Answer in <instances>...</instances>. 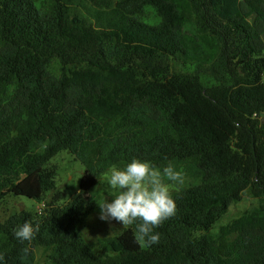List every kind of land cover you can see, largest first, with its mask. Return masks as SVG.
I'll use <instances>...</instances> for the list:
<instances>
[{
    "label": "trees",
    "instance_id": "trees-1",
    "mask_svg": "<svg viewBox=\"0 0 264 264\" xmlns=\"http://www.w3.org/2000/svg\"><path fill=\"white\" fill-rule=\"evenodd\" d=\"M263 34L264 0H0V200L44 204L0 222L3 264H35L36 247L52 264H264ZM62 150L84 168L66 201L48 166ZM133 157L181 163L199 181L172 194L158 244L130 225L96 250L81 205L100 174ZM248 190L259 207L213 234ZM24 222L28 241L14 235Z\"/></svg>",
    "mask_w": 264,
    "mask_h": 264
},
{
    "label": "rangeland",
    "instance_id": "rangeland-1",
    "mask_svg": "<svg viewBox=\"0 0 264 264\" xmlns=\"http://www.w3.org/2000/svg\"><path fill=\"white\" fill-rule=\"evenodd\" d=\"M143 21L148 24H156L159 18L151 7H146L143 13ZM197 21L193 17L188 18L184 23V30L195 34L197 32ZM264 40V34L262 36ZM176 71L182 73H192L194 65L188 63H176ZM50 71L59 76L61 71L60 61L56 58L52 59L49 65ZM202 81L206 85L215 83V80L208 74L202 75ZM44 144L40 145L42 149ZM172 164V163H171ZM125 165V164H124ZM124 165H114L100 174L98 183L92 187L88 192V198L85 199L81 205V209L85 210L87 204L90 206L87 211V218L84 226L81 227L83 237L89 242L96 250L99 248V241L104 238H110L119 234L123 229L128 228L130 225H122L116 220H102L100 219V210L98 204L103 203L105 200L115 196L116 190L113 189L107 182L106 177L110 174V169L113 167H123ZM173 165L183 174V183L170 185L171 195L177 191L187 188L191 185L197 184L199 179L193 176L187 168L181 163H173ZM49 168L54 171V179L56 188L60 191L65 201L75 197L79 193V183L83 174L82 164L74 158L66 150L59 151L48 163ZM167 182V181H165ZM62 202V201H59ZM98 203V204H97ZM40 203L34 199H28L21 196L6 195L0 200V222L6 220L13 213L25 209L30 212H35ZM261 203L258 199L251 196L248 191H244L242 198L239 201L230 204L227 212L213 225L211 232L217 234L218 228L221 225L235 219L249 210L258 208ZM264 205V202L262 203ZM35 264H52L51 254L49 250H44L41 247L34 249Z\"/></svg>",
    "mask_w": 264,
    "mask_h": 264
},
{
    "label": "clouds",
    "instance_id": "clouds-1",
    "mask_svg": "<svg viewBox=\"0 0 264 264\" xmlns=\"http://www.w3.org/2000/svg\"><path fill=\"white\" fill-rule=\"evenodd\" d=\"M109 171L106 179L116 194L103 203H97L100 219L135 225L138 240L149 246L158 244L160 233L155 229L175 212L170 185L183 183L182 172L171 163L158 168L137 157L123 167H113ZM34 231L31 223L24 222L17 226L14 235L20 241H28L33 238ZM0 264H3L2 257Z\"/></svg>",
    "mask_w": 264,
    "mask_h": 264
},
{
    "label": "built area",
    "instance_id": "built-area-1",
    "mask_svg": "<svg viewBox=\"0 0 264 264\" xmlns=\"http://www.w3.org/2000/svg\"><path fill=\"white\" fill-rule=\"evenodd\" d=\"M44 207V204L43 203H40L37 207V212L38 214H41V211H42V208Z\"/></svg>",
    "mask_w": 264,
    "mask_h": 264
}]
</instances>
